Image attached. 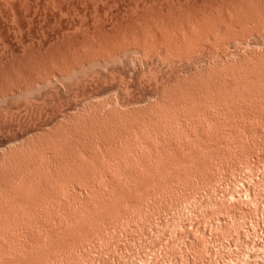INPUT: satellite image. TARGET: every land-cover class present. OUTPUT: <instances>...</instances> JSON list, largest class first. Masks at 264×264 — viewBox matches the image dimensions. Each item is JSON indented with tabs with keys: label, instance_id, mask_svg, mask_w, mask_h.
I'll use <instances>...</instances> for the list:
<instances>
[{
	"label": "rangeland",
	"instance_id": "rangeland-1",
	"mask_svg": "<svg viewBox=\"0 0 264 264\" xmlns=\"http://www.w3.org/2000/svg\"><path fill=\"white\" fill-rule=\"evenodd\" d=\"M228 2L0 0V264H264V9Z\"/></svg>",
	"mask_w": 264,
	"mask_h": 264
},
{
	"label": "bare ground",
	"instance_id": "bare-ground-1",
	"mask_svg": "<svg viewBox=\"0 0 264 264\" xmlns=\"http://www.w3.org/2000/svg\"><path fill=\"white\" fill-rule=\"evenodd\" d=\"M240 1H241V0H229L228 3H230L232 6L234 5V7H235V6H238V5L241 4V3H239ZM248 1L251 2L252 10H251V11H244L243 13H244L245 19H247L248 21H252V22L255 23V21H256L259 17H262V16H263V15H261L260 13H261L262 10L264 9V8H263V7H264V0H248ZM238 3H239V4H238ZM241 5H242V4H241ZM237 8H238V7H237ZM241 8H242V7H241ZM147 12H148V11H147ZM159 15H160V14H159ZM155 16H156V15H155ZM226 22H227V24H229L232 28H233L234 26H237V25L235 24L234 21H229V20H227ZM261 22H264V19H263ZM261 22H259V23H261ZM257 23H258V22H257ZM247 24H249V23H247ZM262 24H264V23H262ZM258 25H260V24H257V27H259ZM230 26H228V27H230ZM261 27H264V26L262 25ZM261 27H260V28H261ZM172 30H173V29H172ZM263 41H264V40H263ZM261 42H262V41H261ZM261 42H259L258 45H260ZM187 43H188V42H187ZM262 43H264V42H262ZM167 45H168V43H167ZM169 45H170V44H169ZM177 45H178V44H177ZM253 45H257V44H253ZM258 45H257V46H258ZM158 46H159V45H158ZM169 50H170V49H169ZM160 54H161V53H160ZM162 54H163V53H162ZM162 54H161V55H162ZM161 55H159V56H161ZM254 57H255V56H253V58H254ZM256 57H261L260 59H263V58H262V57H263L262 55H261V56H258V55H257ZM256 57H255V58H256ZM260 59L258 58L259 61H260ZM256 60H257V59H256ZM253 61H255V60H253ZM253 61H252V62H253ZM261 62H262V60H261ZM263 62H264V60H263ZM263 62H262V63H263ZM259 63H260V62H259ZM254 64H255V63H254ZM254 64L252 63V65H254ZM155 65H156V64H155ZM258 65H262V64H258V62H257V65H256V66H258ZM256 66H254V67H256ZM263 66H264V65H263ZM257 68H258V67H257ZM259 68H260V67H259ZM248 69H249V68H248ZM252 69H253V68H252ZM238 70H239V69H238ZM240 70H241V69H240ZM240 70H239V71H240ZM256 71H258V72H255L254 74H259V75H258L259 77H256V76L254 75L256 78H253V77L249 78V76H250L251 73H253V72H250V75H249V76L247 75L248 78L251 80V82H252L253 79H254V80H255V79L257 80V83H255V82L253 81V82H254V84H253V82H252L253 86L256 84V85H255V88H256V87H257V88H256L255 90H257V89H259V88H261V87L264 88V71L261 70L262 75H261V73H259V70H258V69H257ZM247 73H248V72H247ZM237 75H238V74H237ZM244 75H245V74H244ZM252 75H253V74H252ZM239 76H241V75H239ZM239 76H238V77H239ZM236 77H237V76H236ZM233 78H234V77H233ZM233 78H232V79H233ZM242 78H243V77H242ZM248 78H246V79H245L246 81H244V85H245V83H246V87H247V85H248V84H247V79H248ZM252 78H253V79H252ZM257 78H258V79H257ZM215 79H216V78H215ZM219 79H220V78H219ZM234 79L236 80V78H234ZM234 79L231 80V86H232V87H233L232 84L234 83V82L232 83V81H235ZM237 79H238V78H237ZM216 80H217V79H216ZM250 80L248 81L249 84L251 83ZM256 80H255V81H256ZM240 81H241V80H240ZM226 83H228V81H227ZM259 83H260V84L262 83L263 85H260ZM208 84H209V83H208ZM229 84H230V83H229ZM216 85H217V84H216ZM238 85H239V84H238ZM242 85H243V84H242ZM257 85H259V86H261V87H259V86H257ZM218 86H219V85H218ZM224 86H226V85L224 84ZM224 86H222L223 89H221V91L223 90V92L225 91L224 89L229 88L228 86H230V85H227L226 87H224ZM231 86H230V87H231ZM253 86H252V87H253ZM232 87H231V89H232ZM244 87H245V86H244ZM248 87H249V85H248ZM252 87H251V84H250V88H247V89H249V91H250L251 93H250V92H249V93L246 92L247 94L244 95L245 97L242 95V98H241V97H240L241 99L239 98L241 101H243L242 99L245 98V99H244V100H245L244 102L246 103V102H247L246 99H247V100H248V98L251 99V98L249 97V94L251 95L252 99H253L254 97H256L254 100L259 99V97L257 98V96L261 93V91H262L263 89L261 88V90H260V89H259V91L257 90V91L260 92V93H259L258 95H257V93H256L257 96H255V92H253L254 88H252ZM258 87H259V88H258ZM213 88H214V86H213ZM162 89H163V88H162ZM214 89H215V88H214ZM216 89H217V87H216ZM231 89H228V90H231ZM252 89H253V90H252ZM193 90H194V89H193ZM193 90H192V91H193ZM196 90H197V89H196ZM203 90H204V89H203ZM226 90H227V89H226ZM242 90H243V89H242ZM255 90H254V91H255ZM209 91H210V90H209ZM257 91H256V92H257ZM218 92H219V91H218ZM226 92L228 93V91H226ZM252 92H253V94H252ZM262 92H263V91H262ZM156 93H159V92H158V91H157V92L155 91V93H154L152 96H154V95L156 96V95H157ZM194 93H195V92H194ZM224 93H225V92H224ZM263 93H264V92H263ZM190 95H191V94H190ZM190 95H189V96H190ZM193 95L195 96V94H192V96H193ZM196 95H197V94H196ZM204 95H205V94H204ZM252 95H253L254 97H253ZM152 96H151V98H153ZM198 96H199V95H198ZM198 96H196V97H198ZM206 97H207V96H206ZM211 97H212V95H211ZM218 97H219V96H218ZM243 97H244V98H243ZM247 97H248V98H247ZM252 99H251L250 102H252ZM262 99H263V98H262ZM254 100H253V101H254ZM148 101H149V99H148ZM148 101H147V102H148ZM213 101H215V100H213ZM238 101H239V100H238ZM241 101H239V102H241ZM258 101H259V100H258ZM218 102H219V100H218ZM239 102H235V103L237 104V103H239ZM244 102H243L242 104H245ZM254 102H256L254 106H257L259 103H261V104H260V105H261L260 108H262V107L264 106V105L262 104V102H259L258 104H257V101H254ZM235 103L233 102L232 104L235 105ZM248 103H249V102H248ZM248 103H247V104H248ZM263 103H264V102H263ZM172 104H173V103H172ZM216 104H217V103H216ZM219 104H220V103H219ZM240 104H241V103H240ZM242 104L240 105V107L242 106ZM256 104H257V105H256ZM213 105H214V104H213ZM245 105H246V104H245ZM245 105H243L241 108H242V109H243V108L246 109V107H248V106L251 105V104L249 103L248 106H245ZM262 105H263V106H262ZM235 106H239V104H237V105H235ZM232 107H234V106H231V108H232ZM252 107H253V103H252ZM257 107H259V106H257ZM257 107H256V108H257ZM254 108H255V107H253V108L248 107L247 109H253V110H254ZM263 108H264V107H263ZM263 108H262V110H264ZM229 109H230V108H229ZM235 109L237 110L238 108H235ZM242 109H241V110H242ZM258 109H259V108H257L256 110H258ZM210 110H211V109H210ZM219 110H220V109L218 108V111H219ZM230 110H231V109H230ZM236 110H235V111H236ZM238 110H239V109H238ZM253 110H252V111H253ZM262 110H261V111H262ZM235 111H234V109H233V115H234V113H235V114H237V116L239 115V113L242 112V111L239 110L240 112L238 111V113H236ZM244 111H245V110H244ZM244 111H243V114H245ZM246 111H247V110H246ZM250 111H251V110H250ZM255 112L257 113V111H255V110H254V112H252V114H251V112H249V113H250V116H251V115H254ZM258 112L261 114L260 110H258ZM263 112H264V111H263ZM215 113H216V115H217L218 113H221V112H215ZM253 113H254V114H253ZM207 114L209 115V113H207ZM212 114H213V112H212ZM263 114H264V113H263ZM263 114H261V115H263ZM246 115L248 116V114H246ZM210 116H212V115H209V117H210ZM218 116H219V115H218ZM220 116H221V115H220ZM239 116H240V115H239ZM241 116H242V115H241ZM250 116H248V117H250ZM212 117H213V116H212ZM234 117H235V115H234ZM245 117H246V116H245ZM206 118H208V117L206 116ZM243 118H244V117H243ZM208 119H209V118H208ZM247 119H248V118H247ZM5 145H7V143H6ZM101 148H102V147H101ZM4 150H5V149H4ZM2 151H3V150H2ZM2 151H1V152H2ZM8 156H9V155H7V149H6V153L3 154V152H2V155L0 154V168H1V167H2V169H3V168H6L7 170H5V172L10 170L8 173L12 175L13 172L16 173V172L18 171V170H17L18 167H16V171H15V169H13V168H15V167H12V168H11V166L8 165V164H7L8 166L6 165V167H5V163H6V161H9V160H7ZM9 159H10V157H9ZM260 162H261V161H260ZM263 162H264V161H263ZM263 162H262V164H264ZM17 164H18V163H17ZM18 165H19V164H18ZM77 165H78V164H77ZM13 166H16V164L13 165ZM7 167H10L9 170H8ZM73 168H74V167H73ZM78 168H80V167L78 166ZM78 168H77V169H78ZM12 169H13V170H12ZM18 169H20V168H18ZM261 169H262V168H261ZM261 169H260V170H261ZM263 169H264V168H263ZM79 170H80V169H79ZM258 170H259V168H258ZM258 170H256V171H258ZM3 171H4V170H3ZM20 171H21V170H20ZM254 171H255V170H254ZM1 172H2V171H1ZM78 172H79V171H78ZM8 173H6L5 176H7ZM15 173H14L13 175H18V174H15ZM18 173H19V172H18ZM104 173H105V172H104ZM257 174H258V173H257ZM262 174H264V172H263ZM262 174H261V175H262ZM13 175H12V176H13ZM105 175H106V173H105ZM0 177H1V175H0ZM10 177H11V176H10ZM13 177H14V176H13ZM14 180H15V179H14ZM7 181H8V180H7ZM262 181H263V180H262ZM5 183H6V182H5ZM10 183H11V182H9V185H7V184H8V182H7L6 185H7V186H11ZM260 183H261V182H260ZM1 184H2V183H1ZM25 184H26V183H25ZM2 185H3V184H2ZM255 185H256V184H255ZM259 185H260V184H259ZM7 186L3 185V188H4V187L7 188ZM253 186H254V184H253ZM251 187H252V186H251ZM0 188H1V190L3 191V188H2V187H0ZM10 188H11V187H10ZM175 188H176V187H175ZM4 189H5V188H4ZM11 189H12V188H11ZM9 190H10V189H9ZM9 190L6 189L7 192H10V191H11V190H10V191H9ZM4 191H5V190H4ZM6 191H5V192H6ZM226 191H227V190H226ZM222 193H223V192H222ZM9 194H13V193L10 192ZM191 194H192V193H191ZM244 194H245V193H244ZM246 194H247V193H246ZM211 196H212V195H211ZM176 198H177V197H176ZM206 198H207V197H206ZM217 198H218V197H217ZM238 198H239V197H238ZM247 198H248V197H247ZM16 199H17V198H16ZM182 199H183V198H182ZM212 199H213V198H212ZM260 199H261V198H260ZM21 200H22V199L20 198V202H21ZM221 200H222V199H221ZM226 200H227V199H226ZM17 201H18V200H17ZM227 201H228V200H227ZM230 201H231V200H230ZM249 201H250V200H249ZM20 202H19V203H20ZM24 202H25V201H24V199H23V200H22V204H23ZM217 202H218V201H217ZM225 202H226V201H225ZM214 203H215V202H214ZM227 203H228V202H227ZM251 203H252V202H251ZM255 203H257V202H255ZM221 204H222V203L218 204V205H219V206H218L219 208L222 206ZM223 204H224V202H223ZM233 204H234V203H233ZM233 204H232V205H233ZM12 205H13V204H12ZM212 205H213V204H212ZM225 205H226V204H225ZM225 205H223V206H225ZM234 205H235V204H234ZM240 205H241V204H240ZM243 205H244V204H243ZM247 205H248V204H247ZM216 206H217V205H216ZM223 206H222V209H223ZM237 206H238V205H237ZM260 206H261V205H260ZM218 207H217V209H218ZM238 207H240V206H238ZM245 207H246V206H245ZM245 207H244V208H245ZM226 208H227V206H226ZM229 208H230V207H229V205H228V209H226V212L228 213V215H227V214L222 215V214H224V213H226V212H223V213L220 214V213L218 212V210L215 209L214 207L212 208L213 211H211V213H209V214L207 213V216L209 215V217H210V218H209L210 223H211L212 225H214L215 228H216L217 230L220 229V227H224L226 230H228L229 228H227V227H229V225H231V223H232V227H233V222H231L232 219H230V215H229V212H228V210H230ZM232 208H233V207H232ZM210 209H211V208H210ZM239 209H240V208H239ZM239 209H238V210H239ZM232 210H233V209H232ZM236 210H237V209H236ZM236 210H234V211H236ZM255 210H256V209H255ZM208 211H209V210H208ZM221 211H222V210L220 209V212H221ZM224 211H225V209H224ZM243 211H244V210H243ZM209 212H210V211H209ZM246 212H247V211H246ZM258 212H259V211H258ZM1 213H2V211H1ZM251 213H252V212H251ZM251 213H250V214H251ZM256 213H257V212H255V214H256ZM205 214H206V213H205ZM210 214H211V215H210ZM230 214H231V213H230ZM244 214H245V213H244ZM244 214H242V216H243ZM247 214H248V213H247ZM255 214H254V215H255ZM257 214H258V213H257ZM252 215H253V214H252ZM207 216H206V217H207ZM233 216H234V215H233ZM249 216H250V215H249ZM249 216H248V218H249ZM257 216H258V215H257ZM262 216H263V215H262ZM262 216H261V217H262ZM202 217H203V216H202ZM204 217H205V216H204ZM231 217H232V216H231ZM251 217L253 218L254 216H251ZM251 217H250V218H251ZM207 218H208V217H207ZM232 218H233V217H232ZM234 218H235V217H234ZM243 218H245V216H244ZM202 219H203V218H202ZM238 219H239V218H238ZM258 219H259V218H258ZM205 220L207 221L208 219H205ZM229 220H230L231 223L228 222ZM241 220H242V218H241ZM253 220H254V219H253ZM201 221H202V220H201ZM221 221H222L223 223L220 224V226H218V224H219L218 222H221ZM232 221H233V220H232ZM238 221H239V220H238ZM243 221H244V220H242V222H243ZM260 221H261V220H260ZM199 222H200V221H199ZM224 222H225V223H224ZM253 222H254V221H253ZM256 222H257V221H256ZM217 223H218V224H217ZM228 223H229V224H228ZM245 223H246V222H244V224H245ZM250 223H251V222H250ZM200 224H201V223H200ZM211 224H210V225H211ZM239 224H241V223H239ZM210 225H209V226H210ZM234 225H235V227H237L235 222H234ZM246 225H247V224H246ZM196 226H197V225H196ZM198 226H199V225H198ZM238 226H239V225H238ZM258 226H259V225H258ZM232 227H230V230H229V231H231V228H232ZM211 228H214V227H211ZM211 228H210V229H211ZM239 228H240V227H239ZM239 228H238V229H239ZM249 228H250V227H249ZM254 228H255V227H254ZM222 229H223V228H222ZM225 229H223V230H225ZM234 229L236 230V228H234ZM234 229H233L232 232L235 231ZM252 229H253V228H252ZM252 229H250V230H252ZM217 230H216V231H217ZM223 230H222V231H223ZM255 230H256V229H255ZM206 231H207V230H206ZM212 231H214V230L212 229ZM219 231H220V230H219ZM219 231H218V232H219ZM229 231H228V232H229ZM239 231H240V230H239ZM218 232H216V234H215V232H214L215 236L217 235ZM224 232H225V231H224ZM224 232H223V234L225 235V233H227V231H226L225 233H224ZM235 232H236L235 234H237V231H235ZM253 232H254V231H253ZM253 232H252V233H253ZM220 233H221V231L218 233V234H219V239L221 238V237H220ZM212 234H213V233H212ZM212 234H211V235H212ZM214 234H213V236H211V237H214ZM227 234H228V233H227ZM227 234H226V239L228 240V235H227ZM232 234H233V233H232ZM238 234H239V233H238ZM243 234H244V233H243ZM193 235H194V234H193ZM230 235H231V233H229V238H230ZM231 236H234V238L232 237L233 240L236 238L235 235H231ZM237 236H238V235H237ZM217 237H218V235H217ZM222 237H225V236L222 235ZM203 238H204V237H203ZM214 238H215V237H214ZM238 238H239V237H238ZM199 239H200V238H199ZM216 239H217V238H216ZM226 239L224 238L225 241H227ZM239 239H240V238H239ZM210 240H211V239H210ZM212 240H213V239H212ZM212 240H211V241H212ZM224 240L221 239V240H218L217 242H219V241H224ZM195 241H196V240H195ZM234 241H235V240H234ZM234 241H233V242H234ZM236 241H238V239H237ZM259 242H260V241H259ZM219 243H220V242H219ZM226 243H227V242H226ZM199 244H200V243H198V245H199ZM201 244L203 245V242H201ZM204 244H205V243H204ZM206 244H207V243H206ZM206 244H205V245H206ZM216 244H217V243H216ZM193 245H194V244H193ZM195 245H196V244H195ZM202 245H201V246H202ZM210 245H211V243H210ZM223 245H224V244H223ZM233 245H234V244H233ZM238 245H239V244H238ZM185 246H186V245H185ZM201 246H195V248H196V247H201ZM228 246H229V245H227V247H228ZM235 246H236V245H235ZM204 247H207V246H204ZM204 247H202L203 250L205 249ZM240 247H241V246H240ZM229 248H230V247H229ZM237 248H238V246H237ZM198 249H199V248H197L196 251H199ZM208 249H209V248H208ZM212 249H213V248H212ZM227 249H228V248H227ZM191 250H192V249H191ZM236 250H237V249H236ZM248 250H249V249H248ZM189 251H190V249H189ZM200 251H201V250H200ZM200 251H199V252H200ZM205 251H206V249H205ZM231 251H232V250H231ZM237 251H238V250H237ZM193 252L196 253V252L193 250L192 253H191L192 255H194ZM199 252H198V253H199ZM203 252H204V251H203ZM203 252L201 251V256H202V254L205 253V252H204V253H203ZM229 252H230V251H229ZM247 252H248V251H247ZM256 252H257V251H256ZM262 252H263V250H262ZM186 253H187V252H186ZM207 253H208V251H207ZM214 254H215V253H214ZM218 254H219V253H218ZM221 254H222V253H221ZM252 254H253V253H252ZM255 254H256V253H255ZM196 255H197V254H196ZM207 255H209V254H207ZM211 255H212V254H211ZM225 255H226V254H225ZM259 255H260V254H259ZM199 256H200V255H199ZM199 256L197 257V259L199 258ZM202 257H203V256H202ZM204 257H205V256H204ZM260 257H261V256H260ZM210 258H211V257H210ZM210 258H209V259H210ZM262 258H263V257H262ZM199 259H200V258H199ZM212 259H213V257H212ZM214 259H215V258H214ZM251 259H252V258H251ZM248 260H249V259H248ZM193 261H194V260H193ZM201 261H202V260H201ZM215 261H216V260H215ZM218 261H219V260H218ZM227 261H228V260H227ZM221 264H222V263H221ZM240 264H241V263H240Z\"/></svg>",
	"mask_w": 264,
	"mask_h": 264
}]
</instances>
